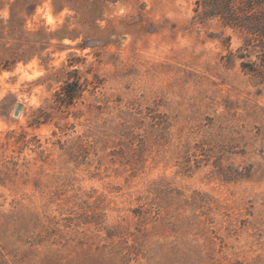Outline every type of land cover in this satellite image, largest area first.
Returning <instances> with one entry per match:
<instances>
[{"label": "rangeland", "instance_id": "rangeland-1", "mask_svg": "<svg viewBox=\"0 0 264 264\" xmlns=\"http://www.w3.org/2000/svg\"><path fill=\"white\" fill-rule=\"evenodd\" d=\"M203 10L0 0V264H264V68Z\"/></svg>", "mask_w": 264, "mask_h": 264}, {"label": "trees", "instance_id": "trees-1", "mask_svg": "<svg viewBox=\"0 0 264 264\" xmlns=\"http://www.w3.org/2000/svg\"><path fill=\"white\" fill-rule=\"evenodd\" d=\"M197 2L204 7L206 15L217 16L223 25L243 33L246 48H258L260 63L264 68V0H197ZM250 70L259 74L264 72V69ZM75 85L77 86V82ZM66 98H68L66 103H71L74 98L73 92H68Z\"/></svg>", "mask_w": 264, "mask_h": 264}, {"label": "water", "instance_id": "water-1", "mask_svg": "<svg viewBox=\"0 0 264 264\" xmlns=\"http://www.w3.org/2000/svg\"><path fill=\"white\" fill-rule=\"evenodd\" d=\"M21 108V106L20 105H18L17 107H16V110H15V112H14V114L15 115H17L18 114V111H19V109Z\"/></svg>", "mask_w": 264, "mask_h": 264}]
</instances>
